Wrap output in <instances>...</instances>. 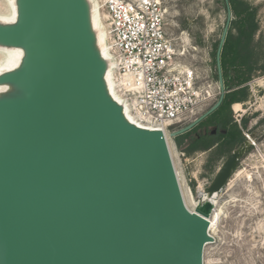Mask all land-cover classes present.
<instances>
[{"label": "water", "instance_id": "water-1", "mask_svg": "<svg viewBox=\"0 0 264 264\" xmlns=\"http://www.w3.org/2000/svg\"><path fill=\"white\" fill-rule=\"evenodd\" d=\"M17 5L15 24L0 25V43L23 50L0 82L25 92L0 98V264H203L212 198L248 141L188 209L163 132L128 121L105 86L86 0Z\"/></svg>", "mask_w": 264, "mask_h": 264}, {"label": "rangeland", "instance_id": "rangeland-1", "mask_svg": "<svg viewBox=\"0 0 264 264\" xmlns=\"http://www.w3.org/2000/svg\"><path fill=\"white\" fill-rule=\"evenodd\" d=\"M94 1L86 0L90 10ZM160 1L166 9L167 33L176 40L179 49L185 51L183 62L193 67L201 78L212 83L216 81L212 51L222 37L228 19L227 33H235L230 24L232 12L223 7L222 0ZM241 1L255 10L257 30L252 41L253 51L258 55L259 64L264 65V0ZM17 9V0H0V25L15 24ZM22 61L21 48L0 43V76L19 69ZM245 86L246 100L239 102L238 108L237 103L232 104L231 111L236 123L235 119H247L241 132L242 135L248 133L253 144L218 192L211 229L213 240L204 246L203 264H264V71H254ZM14 89L13 85L0 82V98L7 97L5 94ZM222 92V89L216 91L196 118L212 107ZM234 110L239 111V115ZM166 142L184 203L193 209L198 201H202L205 187L229 153H221L218 146L188 150L187 142L176 147L169 135Z\"/></svg>", "mask_w": 264, "mask_h": 264}, {"label": "built area", "instance_id": "built-area-1", "mask_svg": "<svg viewBox=\"0 0 264 264\" xmlns=\"http://www.w3.org/2000/svg\"><path fill=\"white\" fill-rule=\"evenodd\" d=\"M94 5L103 22L112 92L129 119L141 128L161 130L165 138L194 121L221 87L218 78L207 81L183 62L185 51L166 31L161 1L95 0ZM243 135L251 146V136Z\"/></svg>", "mask_w": 264, "mask_h": 264}, {"label": "trees", "instance_id": "trees-1", "mask_svg": "<svg viewBox=\"0 0 264 264\" xmlns=\"http://www.w3.org/2000/svg\"><path fill=\"white\" fill-rule=\"evenodd\" d=\"M223 7L230 10L233 19L231 27L235 30L226 34L217 60L216 53L219 45L217 41L212 51L213 64L216 67L215 76L218 78L217 66L223 84V97L220 104L212 112L202 118L189 130L173 137L176 147H181L187 142L188 150L209 149L218 143L221 153L231 151L245 139L241 126L247 125V119H240L237 124L232 115L231 105L243 102L247 98L245 83L252 73L262 69L259 58L253 51V38L257 30L254 8L241 0H222ZM216 127V136L210 138L209 128ZM228 154V155H229Z\"/></svg>", "mask_w": 264, "mask_h": 264}, {"label": "bare ground", "instance_id": "bare-ground-1", "mask_svg": "<svg viewBox=\"0 0 264 264\" xmlns=\"http://www.w3.org/2000/svg\"><path fill=\"white\" fill-rule=\"evenodd\" d=\"M88 21H89L90 30L93 33V47H94L95 51L99 55H101V57H102V56H104V53H105V46L103 44V39H104L105 32H104V30H103V28L101 26V22H100V19H99L98 11L96 10L95 5H93L92 10L89 9V11H88ZM11 60L9 59L8 61H11ZM105 86H106L109 94L114 99H116L114 97V95H113V92H112L113 91V88H112L113 82H112V79H111V75H110V73L108 71H107L106 76H105ZM14 87H15V89H14L13 92H7L5 94L7 97H24L25 96V92L22 89H20V88H18L16 86H14ZM1 94H2V92H1ZM238 107H239V104L237 103L236 108H238ZM125 117H126V119L128 121L132 122L129 119L128 115L125 114ZM217 195H218V193H216L214 195V197L212 198V201H213L215 206H214V210H213V212H212V214H211V216L209 218L210 225H209V228H208V233L210 235H212L211 234V229L214 226V219H215L214 212H215V207H216V202H217L216 201ZM203 199H207L205 193L203 194Z\"/></svg>", "mask_w": 264, "mask_h": 264}, {"label": "flooded vegetation", "instance_id": "flooded-vegetation-1", "mask_svg": "<svg viewBox=\"0 0 264 264\" xmlns=\"http://www.w3.org/2000/svg\"><path fill=\"white\" fill-rule=\"evenodd\" d=\"M209 130H210L209 133H208L209 137L210 138L215 137L216 136V127H212L211 129L209 128ZM215 146H218V143L213 144L210 148L215 147Z\"/></svg>", "mask_w": 264, "mask_h": 264}]
</instances>
